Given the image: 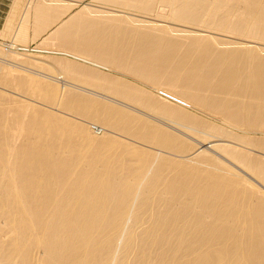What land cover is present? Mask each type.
<instances>
[{
  "label": "bare ground",
  "instance_id": "bare-ground-1",
  "mask_svg": "<svg viewBox=\"0 0 264 264\" xmlns=\"http://www.w3.org/2000/svg\"><path fill=\"white\" fill-rule=\"evenodd\" d=\"M156 1L157 0H146L145 3L146 5L145 4L144 5L145 7H147L153 2L156 3ZM173 1L175 3L176 0ZM181 1L184 3L185 0L184 1L181 0ZM205 1L207 3L203 5ZM249 1L250 0H193L194 3L191 1L192 2L191 4L190 0H186L185 1L186 6L184 4L185 6L184 8L188 9L191 7H195L196 10V7L198 8L199 5H202L201 9H204L207 13H213L218 7L229 3L231 4L237 3L239 5L238 6L239 9L242 8L246 9V7L249 4ZM258 1L259 2L254 4L251 3L252 9L260 10L261 6L264 4V0H258ZM151 5L149 7H151ZM83 9L84 12L89 10L87 6L83 7ZM193 9L191 10L189 9V11H193ZM184 11L186 12L188 10H184ZM37 12H38L37 16L41 17V15H43L41 14L42 13L41 11L40 13L39 11ZM117 17L119 18V16ZM117 17H116V21H117ZM82 20H83L82 22L80 21L82 23V26L84 27L86 26V28L88 27V29L92 28L95 23V21L91 19L83 18ZM68 21L69 20L65 22ZM116 21L114 20V22ZM108 22H106V24H108ZM117 22L119 23V21ZM73 24L71 23V25ZM254 28L256 30H261L262 32L261 35L264 36V26H255ZM56 29L57 26L54 29H52L51 32L47 34V36L55 32ZM153 32L152 34H150L152 35V37L149 34H148L149 36H146L147 34L145 35L146 36L145 42L152 43L151 45L147 44V47L145 45L147 51H148V46L149 48H151L150 46H153V44H155L157 45L156 47L157 48L159 47L160 49V46L162 45V43H164L161 46V49L163 50V46L165 47L167 46L165 45L167 40L166 38H164L165 35L159 36L158 35L159 32H158L157 34L158 37H156V35H153ZM205 32L203 30L202 31L198 30V31H194V34H196L197 36L205 37L204 34ZM69 33H71V31ZM66 40L68 41V37ZM87 40L88 39L85 38V41ZM200 40L201 39L198 40L194 39V41L198 43H200ZM73 42L74 41L72 40V43ZM241 44L242 46L249 49L254 48L255 46L254 45L255 42L253 43L251 41L246 43L244 42ZM155 45L153 50L155 49L154 51H158L159 49H157ZM91 48L94 49V46ZM165 49L166 48H164V50ZM172 49L171 51L173 52L174 50ZM169 50L167 51L169 52ZM154 51L150 49L149 53L147 52V55H145L146 59L144 58L143 60H146L147 63L144 62L145 63L144 64L142 61V63L146 66L149 63V61L150 62L151 60L153 61L154 65L151 66L150 64L149 67L147 66L146 67V69L148 68L147 70L145 69L144 66L142 68V66L140 67V65H138L140 62L139 59H138L139 62L134 61V63H136L138 66H135L136 64L133 66L135 68L140 67L141 69L140 71V69L136 68L138 71L142 73L143 69L144 71L146 70L145 74L146 72L147 74L145 76L143 74H141V77L140 75L136 76L135 74H140V73L137 72L134 73V71L132 72V70L130 71L132 72L131 74L134 73L135 81L138 77H140L141 80L143 79L142 76L145 77L146 80H143V82L145 81L144 83L145 85L143 86L146 87V90L148 89L150 91L151 90L155 91L157 95L164 97L162 99H166L168 100V102L170 101L173 102L175 101L173 99L177 98L180 102L179 101L178 102L175 101V102L179 105V107L182 106V108L185 109L188 108L187 106L196 107L194 104H191L192 101H195L201 107L209 109L212 113L214 112L217 113L218 108L221 112L223 110V112L225 113L227 112L231 114H234L232 112L235 110H238L239 112L242 113L244 112V109H250V108H252V113H258L264 111V86H261L264 85V83L262 82L264 81V79L261 81L263 84L259 85L258 88L254 87L256 89H253V91L255 90L258 92L255 94L253 93V95L252 93L251 95H249L247 93V90L241 87V84H240L241 89L246 90V91L244 90L241 91L245 93L236 90L239 84H237L236 86L237 88L235 87V85L234 86L229 85L227 89L215 93L214 92L215 90L213 89V80H218V76H217L219 73L218 71L216 73H213V69L207 67L206 69H203V71L198 70L196 71V73H193L194 69L192 68L191 71H189L186 75H183L179 70H177L179 72L178 75H176L177 67H172V65H170L171 66L170 67L169 63H167L164 64L166 65L165 68V66H163V63H161L162 60H159V58H161V55L162 57L164 56L169 57V54H170L169 58L171 59L173 57V54L175 53L169 52L168 55L167 53H165L166 55L163 56L162 53H164V51H161L162 52L161 53L159 50L157 54L153 55ZM159 53H161V55ZM158 54L160 55V57L158 56ZM210 54L214 55L213 53L209 52L208 55ZM149 55L152 58L151 60L149 58L150 57ZM176 55L178 54L176 53ZM156 60L160 62L161 64L160 67L158 66L157 63H155L157 62ZM172 60L174 59L172 58ZM163 61H165L166 63V60L163 59ZM178 61H182V59H178ZM171 63L172 61L170 62V64ZM183 63L184 64L186 63L185 59H183ZM183 63L181 64L183 65ZM179 64L180 62L177 63L178 66ZM161 67L164 68L163 70L166 69L167 72L172 70L171 71L172 73L164 72ZM135 68L133 69L135 70ZM172 68L173 69L175 68L176 73L175 71H173ZM76 74H78V72ZM10 76L12 77V74H10ZM15 76L16 75H14V77ZM22 76L20 77L23 78L25 75L23 77ZM2 77H1V81L3 79L7 80V76H5V78L3 79ZM11 77H9V79ZM14 77L13 79L10 80H15ZM21 80L22 79L20 80L18 79L17 81L15 80V83L16 82L17 83L16 85H14V87L20 86V88H23V86L25 85L24 81L27 79L24 80L23 78L22 83L24 82V85L21 84L23 85L22 87L21 85H18L21 83ZM28 80L30 79L28 78ZM131 80L133 79L131 78ZM3 81L6 82L5 80ZM29 82L32 88L38 85V80L35 82L28 81V83ZM43 82L41 81V83ZM28 83L27 86L29 85ZM118 84L120 83L118 82ZM140 84L142 83L140 82ZM140 84L138 83L139 86ZM9 85L12 86L13 85L12 82L11 83L9 82ZM42 85L44 87V83ZM42 85L39 86V88H37L36 86L35 90H37V92L38 89L39 91L40 89L42 90L43 89ZM49 85L51 84L47 83V86ZM110 85L113 86L114 84L110 83ZM135 85L137 84L135 83ZM52 86H50V88H53V90L51 89V91L46 92V89L44 88L45 93L42 90L43 93L42 91H40L41 92L40 94L41 97L46 102H48V104L51 103L56 105L57 103L55 101L58 100L56 95L59 93L56 94L55 93L56 89L54 90V86L53 87ZM123 86L125 87V85H122V87ZM113 87L115 88V86ZM124 87L122 92H124L125 90ZM144 87L142 88L143 90ZM46 88L49 89V87ZM114 88L113 89L110 88V89L114 90ZM130 88L134 90L132 92L133 93L135 92L136 95L139 93L135 91L134 86L133 88L132 87ZM131 89L128 91L130 92V94H132L134 98L130 96V94L129 96L131 97V99L132 98L137 99L136 100L137 103H135V105L134 104L132 105V103L135 102V100L132 101L133 100L132 99L131 100L132 102L130 101L131 104H127V106H130L128 108L132 109L133 111L136 110L138 111L139 109L136 107L138 105H141L138 103L146 102V105L155 107V110H153L149 108L147 109V107L145 106L150 113L152 112L151 114L146 109H144L146 110V113H143L144 111L143 112L141 111V113L145 117H147L146 119L149 118L153 120H158L162 123L167 121L176 124L177 127L179 126V128L188 129V127H185L181 125V123L176 122V119L174 117L177 116L179 119V118H184V116L186 117V115L180 116L181 109L178 110L176 109L177 107L175 106H174L175 109H173L174 107L171 108L170 106H172L173 103H169L171 104L170 106L168 102H166L165 105H163L164 100L160 101L159 98L157 100L156 98L157 96H155L156 94L153 95L151 93H148V91H146L147 93H145L142 89H140V92H144L146 96H144L145 98H142L143 100L141 98L140 100L138 99V97H143V96H141L140 94H139L140 96L137 95L138 97L134 96L133 93H131ZM136 89L138 88L136 87ZM117 90L119 91L120 89L118 88ZM122 92L119 93L122 94ZM125 92H127V89ZM103 94L105 93L103 92ZM111 94L113 95V93ZM122 95L124 96L128 94L123 93ZM212 95L214 96L216 95L215 98L214 97L211 98L213 100L210 99ZM107 96H111V95L108 94ZM14 98H9L8 94L6 96L0 95V264H264V191H263L264 190V162H263L264 160H261V157L255 159L254 158L255 156L252 157L253 155L250 158L249 154L247 157L244 151L243 153H241L242 150L239 151V149L237 150L231 145L229 144L227 145L226 142H231L230 140L226 139L232 137V134L229 133L231 131L227 132L226 131L227 129L224 130L223 128L217 129L218 126L217 128L216 127L214 128V126L211 124L212 126L210 125L211 127L209 131L211 133L213 132L217 134V136L215 134H214L215 136L210 135L211 138H213V140L211 141V143H208L205 146V150L208 148V149H214L220 151L227 158H230V161L232 160L233 163L235 162L240 167H242L243 170L245 169L248 170V172L250 171V173H252L254 177L257 178L259 182L262 183V185L259 183L260 186L262 187L258 188L254 186L253 183L249 182V180H245V178L238 177L237 175H235L230 168L222 165L224 163L221 164L219 160L217 161L216 158L209 156L207 153H205V151L203 150L204 146L202 144L198 148H196L195 151L193 152L190 151L189 152L190 155L188 154L186 156L184 154L185 156L180 157V159L186 158L185 162L180 160L179 161L176 160V162L175 160L174 161L173 160L171 161V159L169 160L165 155H161V152L166 153L167 150L168 153L175 152L177 153V155H179L181 153L183 154L184 151L187 150L185 147L188 146L187 145L184 146L183 145L184 142H182V140L181 141L175 140L174 138L176 137L171 138L172 136L171 137L167 136V134L170 133H164L165 134L164 135L163 134L164 131L160 132L159 130H156L155 127H157L158 129L159 128L158 126L153 127L152 125L151 127L155 128L153 129L150 128L149 123L146 122L148 124L147 126H149L146 127L145 121H149V120H144L145 118L143 119L139 118L137 117V115L134 114L133 115L139 118L140 120H137L136 117L133 118V115L132 117L129 118L131 114L128 117H124L127 116L125 115L127 114V112H125L122 113L124 114V116L121 114L124 118L123 120H121L123 123H121L119 120L122 118V116L120 119H117L120 117V114H114L115 112L113 111H112L113 113H109V115L107 116L111 120L105 118L107 119V121H104L105 119L102 120L103 117L99 118L98 116H93L94 119L96 120L95 121L91 115L86 113L88 117L91 116V118L94 120L93 122H98V121L103 122L106 124V126L108 125L110 127H116V129L118 128L119 130L118 133L122 132L130 136L129 138L130 140L126 138L129 140V144L121 142V139L120 141H118L117 137H116L117 138L116 141L115 137L111 134L110 135L114 138H111V136L109 137L108 134H107L108 136L106 134H105L106 136H103L104 132L102 133V136L96 137L94 136L95 133H93L94 135L89 133L88 131L89 129L87 128V126L86 127L79 126V124L73 125V128H75V130H80L83 132V134L86 136L85 141H89V143H92L96 149L95 151H100V153L103 154V156H95L91 158L92 160L104 161L105 163L106 161H109L111 163L115 159L121 157L123 159L126 158L130 163L135 164L133 167V171H140V172L143 171L141 168L138 167L139 164H141L144 167V171H146V174L141 176V180L143 178H147L150 176L151 177L157 176L156 177L157 179L170 180L172 182L171 184H173L171 185L170 188H175L180 191H186L188 193V198L185 204H183L176 210L170 206V203H165V207L167 210L163 212V218L159 219V217L153 216L151 221L147 223V227L146 228L144 227L145 229L142 228L144 230L141 231V236L135 240H132L129 237L124 238L123 236L126 235V232L130 230V228H132V227L129 228L127 225L129 224L128 220L132 216L131 214L132 210H134V207L136 208H142V207L135 206L136 200L127 202L126 199H124L123 197L113 198L111 194L105 196H99V197L96 196L95 194L91 196L90 194H87L82 190H79L78 188L79 185L72 184L71 181L72 176L68 174L67 167L77 158L78 155L81 154L80 153L81 151H79L81 147L74 149L72 145H67L63 150L60 147L62 141H40V140H46L48 137H54V136L42 137L36 135L35 128L33 127V123L34 121H37V119L34 117L33 113L27 108V105H25L24 103H20L19 101L17 102L16 100H14ZM121 102H123L124 104V101ZM68 103H67L68 105H71V102ZM90 104H91L90 108L93 111H91L88 108L87 110H90L91 114L92 112L94 113V109L96 108H97L95 111L96 113L97 110H100L99 111L100 113L103 111V109H100L99 105L97 106L96 103L94 105H92L93 103H89V105ZM144 104L142 105L144 106ZM166 104H168L169 107ZM93 106L95 108H93ZM193 107L191 109H193ZM84 110L87 111L86 109ZM84 110L82 111L79 110L80 112L79 114L86 116ZM38 111L40 110L38 109L37 113ZM90 111L88 112L90 113ZM221 112L219 113L218 111L219 114H221ZM153 113H155L156 115ZM97 114L99 115V113ZM231 114L229 115L225 114L224 118L227 122L230 121V117L231 119L233 118L232 117L233 115L230 116ZM62 115L63 114H61V116ZM170 116L172 120H170ZM62 117L51 113H48L45 116V118L48 120L46 122L50 123L51 125H54L56 129L51 133V135H56L58 133L59 128L61 130H65L68 127V125L65 122H62L67 120L63 119ZM173 118L175 119V121L173 120ZM141 119L144 121L145 125H143ZM135 120L137 121L135 122ZM117 121L119 122V124L117 123ZM25 127L27 128V130L24 129ZM175 129L179 131V129L177 128ZM90 131L93 130L91 129ZM165 132H167V130H165ZM204 134L206 135L207 133L204 132ZM235 138L236 140L240 138L239 140L240 142L244 141V140L241 141V139L243 138L241 136L237 137V135H234L233 139ZM173 139L177 141L176 143L179 142V144L175 145ZM254 139H252L253 140L252 142L254 144L258 143L255 142L257 139L255 141ZM24 140H28V141H24ZM247 140L248 141L245 140L244 142L245 146L247 147L248 145L250 148L251 145L250 143L252 142L249 143V139ZM130 141L133 142L135 141L146 147L135 145ZM180 142H182L183 144ZM198 142L200 143V141ZM246 143H249L250 145L249 144L246 145ZM155 167H158L160 169L165 167L166 168L162 172H154L153 169ZM240 169L241 168H239V170ZM139 183H141V181H139ZM139 183L136 182L130 183L131 188L136 190L134 193H138L137 190L141 188V184ZM122 185L127 186L125 181L121 177L118 180V186H122ZM181 187H183V189ZM201 189H209L211 191V194L207 197L193 198V194ZM76 194H78V200H82L80 202L84 203L83 207L81 205L79 206L67 205L68 202H73L76 200L74 197ZM179 197L185 198L184 192L181 195H179ZM224 201H225V206L223 205ZM237 204L241 205L243 210L242 214H239L234 209V207ZM145 213H147V211ZM150 215L151 214H149V216ZM137 216L138 215L136 214L135 219ZM142 217H143V213H142ZM140 218L139 220L141 221ZM149 218H151V216ZM80 219L85 220V222L81 223ZM145 221L147 222V220ZM135 222L137 225V221ZM142 222L144 223V221ZM108 228L111 229L114 228V232H112L111 234L113 235L114 233L115 235H117L115 236V238L111 237L108 238L107 240H104L105 239L104 238L103 239L104 241H102L101 239L100 241L99 238L97 239L94 237L96 234L98 235L99 233L105 232L104 234H106V232H108L109 234L110 231H108ZM111 231H113V229ZM104 234L102 236H104ZM143 235L146 237H143ZM123 239L124 241H122ZM39 247L42 248L41 250L43 252H41L42 254L41 256H39L41 258L36 259V256L34 257L36 259L35 261L32 255L35 254L34 251H36V249Z\"/></svg>",
  "mask_w": 264,
  "mask_h": 264
},
{
  "label": "rangeland",
  "instance_id": "rangeland-1",
  "mask_svg": "<svg viewBox=\"0 0 264 264\" xmlns=\"http://www.w3.org/2000/svg\"><path fill=\"white\" fill-rule=\"evenodd\" d=\"M172 1L171 0H157L156 3L153 2L151 3L152 5L150 4L151 7H149L150 5L145 7L146 0H138V1L137 0H39V2L38 0L37 1L36 0H0V91H1L0 95L6 96L8 94L9 98L15 97L14 100H16L17 102L19 101L20 103H24L25 105H27V108L33 113L34 117L37 119V121H34L33 123V127L35 128L36 135H39L42 137L43 136H54V137H48L46 140H40V141H62L60 147L63 150L65 149L67 145H72L74 149L81 147V149L79 150L81 151L80 152L81 154L78 155L77 158L67 167L68 174L72 176L71 178L72 184L79 185L78 186L79 190H82L83 192L90 194L91 196H93V194H95L98 197L111 194L113 198L123 197L124 199H126L127 202L136 200L135 206L142 207L143 209L134 207V210H132V213H131L132 218L130 217V219L128 220L129 224H127L129 228L130 227L132 228H130V230L126 232V235L123 236L124 238L129 237L132 240H135L141 236V231L147 227V223L151 221L153 216L159 217V219L163 218V212L167 210L165 207V203H170V206L176 210L180 206L185 204L188 198V193L186 191H180L175 188H170L171 185H173L171 184L172 182L170 180L157 179L156 178L157 176L156 177L150 176L147 178H143L141 180V176L146 174V171H144V167L141 164H139L138 167L141 168L143 171L142 172L133 171V167L135 164L130 163L126 158L123 159L121 156H118L121 158L115 159L111 163L109 161H106L105 163L104 161L92 160L91 158L95 156H103V154L100 153V151H95L96 149L92 143H89V141H85L86 136L83 134L82 131L75 130V128H73L74 124L76 125L79 124V126H84V127L87 126L89 130L87 128L86 129L89 131V133L92 135H94L93 133H95L94 136L96 137L102 136V133L104 132L103 136H106L108 134L110 137L111 135H113L116 141L118 138V141H120L121 139V142L129 144L130 136L122 132L118 133L119 131L118 128L116 129V127H110L108 125L106 126L105 123L99 122L98 120H97L98 122H93L95 120L93 116H98L99 118L103 117L102 120H104L105 118L109 119V117L107 116L109 115V113H113V112H115L114 114H120V117L117 119H120L122 115L124 116V114L122 113H125V112H127V114H125L127 116H124V117H128L130 114L131 115L129 116V118L132 117L133 114L137 115V117L139 118H142V119L145 118L144 120H149V121H145V123L148 122L150 128L158 126L160 129L159 128L157 129V127H155L156 130H159L160 132L164 131L163 134L170 133V134H167V136L169 137L172 136L171 138L176 137L174 138L175 140L177 141L182 140L184 144L182 142L180 143H182L184 146L185 145L188 146V147H185L187 150L185 149L186 151H184L183 154L178 153L179 155H177V153L175 152L168 153L167 150H166V153L161 152V155H165L169 160L170 159L171 161L175 160V162L176 160L178 161L180 160V161L185 162L186 158L180 159V157L185 156V155L187 156L190 151L192 152L195 151L196 148H198L202 144L204 146L203 150L205 151V153H207L209 156L216 158L217 161L219 160L221 164L224 163L222 165L230 168L234 172L235 175H237L238 177L245 178V180H249V182L253 183V185L258 188L262 187L260 186V184L262 185V183L259 182V180L255 178L254 175L250 173V171L248 172V170H245V169L243 170L242 167H240L235 162L233 163L232 160L230 161V158H227L225 155H223L218 150L208 149V148L205 150V146L208 143H211V141L213 140V138H211L210 135L213 136L215 134L209 131L210 127L213 125L214 128L215 127L217 128L218 126L217 129L223 128L224 130L227 129L226 130L227 132L231 131L229 133L232 134V137L226 138V139L230 140L232 143L226 142L227 145L229 144L232 147L236 148L237 150L239 149V151L242 150L241 153H243L244 151L247 157L249 154L250 158L253 155L252 157L255 156L254 157L255 159H258L261 157V160H264V111L258 112V113H252V108H250V109H244V112L242 113L239 112L238 110H235L232 112L234 114H231L227 112L225 113L223 112V110L221 112L218 108V111L219 113L221 112V114H219L218 111L217 113L216 112L212 113L209 109L201 107L195 101H192L191 104H194L196 107L187 106L189 109L188 108L185 109V108H182V106L179 107V105L175 102V101L177 102L179 101L177 98L173 99L175 100L173 102L172 101L168 102V100L162 99L164 98L163 96L157 95L155 91H152V90L150 91L148 89L146 90V87L143 86L145 85L144 84L145 81L143 82V80H146V79L145 77L142 76L143 79L141 80L140 77H141V74H143L144 76L147 74V72L145 74V71L148 69V68L146 69L147 66L149 67L150 64L151 66L154 65L153 61L151 60L152 59L150 56L151 54L149 55L150 57L148 56L151 60V62L148 60L149 65L148 64L147 66L144 65L145 64L144 62L147 63V61L143 60L145 58V55H147V52L149 53L150 49L152 51L155 50V49L153 50L154 45H155L153 44V46H150L151 48H149L148 46V51H147L146 49L147 44L151 45L152 43L145 42L146 41L145 37L149 36L154 31L153 35H156V37H158V35L159 36L165 35L164 38L167 39V40L165 39L166 43H169L171 41L169 43L170 47H169V44L165 43V45H167L168 48L167 46L166 47L163 46V50L161 49V46L164 43H162V45L160 46V49L159 47L158 48L156 47L157 45H155V47L159 49L160 52L164 51V53L161 52L163 56L166 55L165 53H167V55L169 52L175 53L173 54V57H172L174 60H172V58L171 59L169 58L170 54H169V57L164 56L166 57L164 58L162 57L161 53H159L161 55V58H159V60H162L161 63H163V66H165V68H166V65L164 64L169 63V66L172 65V67H177L176 71L179 70L183 75H186L189 71H191L192 68L194 69L193 73H196V71L198 70L203 71V69L210 67L213 69V73H216L217 71L219 72L217 75L218 80H213V89L215 90L214 91L215 93H218L219 91L227 89L229 85L231 86L235 85L236 87L237 84H239V86L238 88L236 87L237 89L236 88L235 89L238 90L239 92H242L241 90H244V91L247 90V93L249 95H251V93L252 95L253 93L254 94L257 93L258 91H255V90L253 91V89L258 88L259 85L264 83V81H262L264 79V36L261 35L262 33L261 30H256L254 27L264 26V4L261 6L260 10H256V9H252L251 3L253 4L257 3L259 2L258 0H250L246 9H243V8L239 9L238 8L239 5L237 3H233V4L229 3V4L218 7L213 13H207L204 9H201L202 5H199L198 8L196 7V10H195V7L186 9L184 8L186 6L185 4L186 0L185 1L183 0L184 3L181 0L180 1L176 0L175 3L174 1L173 2ZM191 1L193 2V0H190V2ZM206 3L207 2L205 1L203 5ZM158 4L161 6H159ZM85 6H87V8H89L90 11L87 10L84 12L83 7ZM173 6H175L176 8ZM183 8L184 10H188V11L185 12ZM189 9L190 10L193 9V11H189ZM37 11H39V13L41 11L42 12L41 14H43L44 16L41 14H39L41 15V17L37 16L38 15ZM117 16H119V18ZM116 17L119 23L116 21ZM83 18L91 19L95 21L93 27L88 29V27L86 28V26L85 27L82 26L81 22L83 21L82 20ZM67 20L69 21L65 22ZM107 20L108 21L110 20L111 22L110 21L108 22ZM114 20L116 22H114ZM106 22H108V24H106ZM71 23L72 24L75 23V24L71 25ZM56 26L58 29V30L57 29L55 30L56 33L53 32L55 34L52 33L51 35L47 36V34H49L51 30L54 29ZM156 27H157V30H156ZM69 29L71 33H69L70 32ZM90 30H93V31H90ZM198 30H201V31L203 30L204 32L206 31L204 33L205 37L197 36L196 34H194V31H198ZM73 34L75 35V37ZM137 36L138 37L140 36L141 38L140 37L138 38ZM150 36L152 37V35ZM67 37H68V41L71 39L70 40L71 42L70 41L68 42L66 40ZM85 38H87L88 40L85 41ZM194 39H197V40L201 39L200 43L194 41ZM72 40L75 43L74 42L72 43ZM250 41L253 43L255 42L254 48L249 49V48L242 46L241 44V43H244V42L246 43ZM93 46H94V49L91 48ZM164 48H166L167 50L170 49L169 52L166 49L164 50ZM171 49L174 51L172 52ZM158 51H154L153 55L157 54ZM209 52L213 53L214 55L212 54H210L212 56L208 55ZM176 53L178 55H176ZM159 54L158 56L160 57ZM138 59L140 62L138 61ZM163 59L166 60V63L165 61H163ZM178 59H182V61H178ZM183 59L186 60L185 64L183 63ZM134 61L135 62L138 61L139 62L138 65H140V67L142 66V68L144 66L146 70L144 71L143 69L144 72L142 71L141 73L140 67H136L140 69V71H138L133 66L136 64L134 63ZM142 61L144 64L142 63ZM168 61L170 62L172 61V63L170 64V62ZM158 62L159 61L155 63H157L158 66L160 67L161 64L160 62L159 63ZM176 62L177 63L180 62L179 66L177 65ZM181 63H183V65ZM138 65L136 64L135 66H138ZM133 68H135L136 71ZM163 69L164 68H162V70ZM130 70H132V72L134 71V73L135 72L140 73V74H135L136 76L140 75V77L138 78L136 77L138 79V82H137V79L136 81L134 80L135 75L134 73L131 74L132 72ZM165 70L163 71L167 72V70L166 71ZM171 71L169 72L172 73ZM173 71H175V68L173 69ZM179 71H177L176 75H178ZM77 72L78 74H76ZM3 73L5 76H7V80L3 79L5 78ZM206 73H203V74H206ZM10 74H12V77L10 76ZM13 74L16 76L14 77ZM22 75L23 76L25 75V76L23 77ZM107 75H109L110 78ZM20 76H22L24 80L25 79L28 80L29 78L30 80L28 81H31V82L32 81L35 82L38 80V85L41 83V81L42 82L44 81L43 82L44 87L42 85L43 83L39 85V86L42 85V88H43L42 90L44 91V93H45V89H46V92L51 91V89L53 90V88H50V86L53 85L54 90L56 89L55 93L56 94L59 93L56 95L58 100H56L55 102L57 104L56 105L51 104V103L48 104V102H46L41 97L40 91L42 90L40 89L39 91L38 89V92L37 90H35V87L37 86V88H39V86L36 85L32 88V86L30 85V82L28 83L27 80L24 81L25 82V85H24V82L22 83L23 78H21ZM1 77L6 82L2 80L3 81L2 83ZM9 77H11L10 79H13L14 77L16 81L18 79L19 80L22 79L21 83L18 85L23 84L24 86L21 85V87L23 86V88H20V86L14 87V85H16L17 82L15 83V80H10ZM131 78L134 81L131 80ZM105 80L108 82H106ZM9 82L10 83L12 82L13 85L10 86ZM46 82L51 85L47 86ZM118 82L120 84H118ZM140 82L142 84H140ZM27 83L29 84L28 86H27ZM110 83L114 84L113 86H115V88L111 86ZM135 83L137 85H135ZM138 83L140 84V86L138 85ZM126 84L132 88L134 86L135 91L137 93L139 92L137 95L140 94L143 97H138L135 92L134 93L132 92L134 90L131 89ZM216 84H219V85H216ZM240 84H241V87L245 88L246 90L241 89ZM45 85L46 87H49V89L46 88ZM122 85H125V87L123 86L125 89L124 92H122L123 91ZM120 86L122 87V90ZM261 86H264V85H261ZM24 87L27 88L28 90L25 89ZM112 87L114 88V90H111L113 89ZM117 87L121 91L120 90L118 91ZM136 87L139 90L136 89ZM143 87H144V90L142 89ZM126 89L128 93L125 92ZM130 89H131V93H133L134 96L138 97V99L145 98L144 97L146 96L145 93H147L146 91H148V93H151L153 95L156 94L155 96H157L156 97L157 100L158 98L160 101L164 100L163 105H165L166 102H168V104L173 103L172 106H170L171 104H169L171 108L175 106L177 107L176 109L178 110L181 109L180 116L186 115V117L184 116V118H179V119L177 116H176L177 118L174 117L176 119V122H179L181 123V125L188 127L190 131L186 128H179V126L177 127L176 124L167 122L165 120H164L165 122L162 123L158 120H153L149 118L146 119L147 117H145L141 113V111L142 112L144 111L143 113H146V110L148 108L155 110L154 106H148L146 105V102H140L138 104H141V105H138V104H137L138 106L136 105L137 106L136 108L139 109L138 111L137 110L133 111L132 109L128 108L130 106H127V104H131L132 101L135 100V102L132 103V105L133 104L135 105V103H137L136 102L137 99H133L134 97L128 91ZM140 89H142L145 93L140 92ZM103 92L105 94H103ZM106 92L111 96H107L108 94ZM119 92L120 93L122 92V94L125 93L128 95L123 96ZM111 93H113V95ZM141 93L142 94L144 93L145 95L144 94L142 95ZM242 93H245V92H242ZM96 94L100 96H97ZM129 94L130 96L133 97L132 98L133 100L131 99ZM215 96L212 95L210 99L213 97L215 98ZM115 99L117 100L119 99V100L117 101ZM67 101L71 102V105H68L69 103ZM121 101H124V104ZM89 103H93L92 105L96 103L97 106L99 105L100 109H103L104 112L101 110L102 112L100 113L99 112L100 110H97V113H99L98 115L95 112L97 109L96 108L94 109V113L92 112L93 114L92 115L91 111L93 110L90 108L91 104L89 105ZM142 104H144V106ZM168 104L166 105L168 106ZM145 106L147 107V109ZM175 107L173 109H175ZM192 107L193 109H191ZM82 108L86 110L88 108L91 111L90 110L85 111ZM93 108L95 107L93 106ZM38 109L40 111H38L37 113ZM78 109L80 111L84 110L85 114L87 113L91 115L94 120L91 118V116L88 117L87 114L86 116L84 115L85 117L79 114L80 112ZM69 110L70 111L72 110L73 113L72 111L70 112ZM88 111H90V113ZM48 113L55 114L60 117L63 116L62 118L67 121H62V122H65L68 125V127L65 130H61L59 128L58 133L56 135H51V133L55 131L56 129L54 125H51L50 123L46 122L48 120L45 118V116ZM61 114L63 115L61 116ZM225 114H228V115L231 114L230 116L233 115L232 116L233 121L230 117V121L227 122L224 118ZM134 115H133V118L136 117ZM123 116L119 120L121 123H123L121 121L124 119ZM137 117L136 119L140 120ZM174 118L173 120L175 121ZM191 118L192 119L194 118L193 121ZM181 119L182 120L184 119L185 121L184 120L182 121ZM137 120H135V122ZM170 120H172L171 116H170ZM104 121H107V119H105ZM117 123L119 124L118 121ZM142 123L143 125H145L143 120H142ZM147 125L148 124L146 123L145 126L149 127ZM152 125L153 127H151ZM168 125L170 126V128ZM171 126H174V127H171ZM175 128L179 129V131L176 130ZM24 129L27 130L26 127ZM91 129L93 131H90ZM165 130H167V132H165ZM204 132L207 134L205 135ZM247 133H250V134H247ZM215 135L217 136V134ZM234 135H237V137L238 136L243 137L241 141L242 140L244 141L240 142L239 141L240 138L238 140H236V138L233 139ZM114 137L111 136V138H114ZM126 138H128L129 140ZM247 139H249V143L253 141L252 139H254V141L257 139L255 142H258V143H255V144L253 142L250 143L252 146L249 143H246V145L247 144L250 145V148L248 145L246 147L244 142L245 140L248 141ZM175 140H174L175 145L179 144V142L176 143L177 141ZM24 141H28V140H24ZM198 141H200V143ZM130 142L134 143L135 145L146 147L135 141L134 142L130 141ZM237 166L241 168L242 171L241 169L239 170ZM165 168L160 169L158 167H155L153 171L162 172ZM121 177L123 178L127 186H123V185L118 186V180ZM139 181H141V183H139ZM131 182L132 183L136 182V183L141 184V188L137 190L138 193H134L136 190L131 188L130 186ZM181 188L183 189V187ZM183 192H184L185 198L179 197V195H181ZM210 194H211V191L209 189H201L193 194V198L207 197ZM74 197L76 200L73 202H68L67 205L68 206L81 205L83 207L84 203L80 202L82 200H78V194H76ZM223 205L225 206V201L223 202ZM234 209L239 214H242L243 212L240 204H237L234 207ZM146 211L147 213H145ZM142 213H143V217H142ZM136 214L139 216V218L141 216L140 218L141 221L139 220L138 216L135 219ZM149 214H151L150 215L151 218H149L150 217ZM145 220H147V222ZM135 221H137V225ZM142 221H144V223ZM80 222L84 223L85 220L80 219ZM108 227H111V226H108ZM110 229L111 228H108V231H110L109 232L110 235L108 234V232H106L107 235L104 234L105 233L104 232V233H99L98 234L99 237L97 234L96 235L94 234L95 235L94 237L97 239L99 238V240L101 239L102 241L107 240L108 238H111V237L115 238V236L117 235H115L114 233L113 235L111 234L112 232H114V228H112L113 231H111L112 229L111 230ZM103 234L104 236H102ZM143 237H146V236L143 235ZM122 241H124V239ZM41 249L42 248L39 247L36 249V251L33 250L35 253L32 255L33 259H35L34 258L35 256H36V259L41 258L39 257L42 254L41 252H43Z\"/></svg>",
  "mask_w": 264,
  "mask_h": 264
}]
</instances>
